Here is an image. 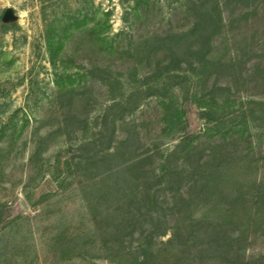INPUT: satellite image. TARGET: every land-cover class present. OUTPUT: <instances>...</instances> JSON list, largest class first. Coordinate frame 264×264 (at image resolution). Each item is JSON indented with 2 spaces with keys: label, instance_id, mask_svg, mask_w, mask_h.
I'll return each mask as SVG.
<instances>
[{
  "label": "rangeland",
  "instance_id": "rangeland-1",
  "mask_svg": "<svg viewBox=\"0 0 264 264\" xmlns=\"http://www.w3.org/2000/svg\"><path fill=\"white\" fill-rule=\"evenodd\" d=\"M197 23L201 69L182 37ZM163 100L185 111L174 131ZM163 154L175 172L161 186ZM143 258L264 264V0H0V264Z\"/></svg>",
  "mask_w": 264,
  "mask_h": 264
},
{
  "label": "trees",
  "instance_id": "trees-1",
  "mask_svg": "<svg viewBox=\"0 0 264 264\" xmlns=\"http://www.w3.org/2000/svg\"><path fill=\"white\" fill-rule=\"evenodd\" d=\"M108 16L109 15L106 13L103 15L104 18H107ZM57 32L58 29L54 28L53 26H50L46 38L47 48L50 55V63L54 70V83L60 90H62V92H66L69 94V92H73L74 90L75 75H72L68 72L69 69H68L67 61L63 57L64 37L61 35H57L58 34ZM182 37L186 39L188 43L189 41L191 43L189 47V54L191 58H195V60H193L196 61L195 66L200 69L203 68L204 67L203 58L206 57V53L204 54V45L207 38H205L203 35L201 24L197 23L192 29V31L184 34ZM166 42H168L169 45H171L170 51L174 56L180 53L181 51L180 46L182 43L181 36L174 35L173 37H168L167 39H164V43ZM165 73H171V69L165 68ZM163 74L164 72L161 73V75ZM161 103L162 106L164 107V125H166V127L169 130L174 131L182 124L185 111L180 112V110L177 108L176 103L173 100L172 102L170 101V103H167L165 100H163L161 101ZM194 103L196 102L194 101ZM200 117L202 121H208V122L223 121V118H216L215 113L212 110L202 111ZM186 143H187L186 140H183L179 145H177L174 148L173 153H175L181 147H185ZM189 146H186L185 150H187V147ZM159 162H160L159 169L155 171V175H156V179L160 181V184L162 186L164 183H169L171 177L174 176L173 173L175 171L171 173L172 167L171 164L168 163L165 154L162 155ZM129 163L130 162H126L122 166H126ZM110 172L112 173L114 172V170H111ZM161 186L159 187V189H157V191L155 190V192L151 188H146L143 193H160L161 191L159 190L162 189ZM141 262L142 264L145 263V258H143Z\"/></svg>",
  "mask_w": 264,
  "mask_h": 264
},
{
  "label": "water",
  "instance_id": "water-1",
  "mask_svg": "<svg viewBox=\"0 0 264 264\" xmlns=\"http://www.w3.org/2000/svg\"><path fill=\"white\" fill-rule=\"evenodd\" d=\"M16 22H18V16L15 14L14 10L13 9L6 10V12L3 16V23L11 25V24H14ZM198 120L199 119H197V121Z\"/></svg>",
  "mask_w": 264,
  "mask_h": 264
}]
</instances>
